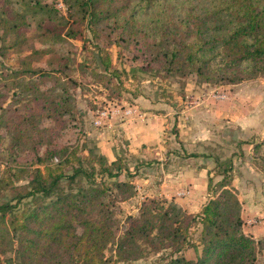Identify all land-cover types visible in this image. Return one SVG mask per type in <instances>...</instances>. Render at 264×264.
Wrapping results in <instances>:
<instances>
[{"label": "trees", "instance_id": "obj_1", "mask_svg": "<svg viewBox=\"0 0 264 264\" xmlns=\"http://www.w3.org/2000/svg\"><path fill=\"white\" fill-rule=\"evenodd\" d=\"M66 4L65 16L40 0L24 2L25 11L36 21L34 38L20 30L33 25L24 14L20 21L0 16V57L8 55V48L25 53L10 71L0 70L8 81L2 88L12 89L14 96L21 87L30 109L29 114L18 112L14 120H3L10 133L0 132V157L10 159L21 149L46 146L37 161L44 168L32 169L24 187L13 181L2 186L6 195L0 201V264L4 257L15 264H257L264 238L244 231L242 203L224 172L214 188L209 178L210 198L200 212L189 213L166 197L147 198L137 214L119 225L116 202L135 196L132 181L120 179L126 167L119 158L95 156L100 180L81 157L69 173L52 164L67 150L53 146V132L75 119L73 89L78 85L60 49L64 42L72 45L70 39L81 35L83 27L96 40L143 43L168 75L235 84L264 76V0H67ZM35 38L42 48L35 47ZM47 57L48 68L35 65ZM101 60L105 72L95 73L97 82L112 90L111 62ZM49 82L54 84L46 86ZM45 119L54 126L41 128ZM195 226L196 241L191 238ZM198 246L197 259L184 256L186 249ZM150 254L157 257L150 260Z\"/></svg>", "mask_w": 264, "mask_h": 264}, {"label": "rangeland", "instance_id": "obj_2", "mask_svg": "<svg viewBox=\"0 0 264 264\" xmlns=\"http://www.w3.org/2000/svg\"><path fill=\"white\" fill-rule=\"evenodd\" d=\"M26 1L30 0H0V16L20 21V14H24L25 20L33 25L20 30L28 37L34 38L36 21L33 20L31 12L25 11L23 4ZM40 1L51 4L61 14L67 15V0ZM82 29L81 35L70 39L72 45L64 42L60 49L68 57L69 74L77 80L78 85L73 89L76 98L75 119L70 120L61 130L53 132V146L67 148L62 156L53 161V168L69 173L73 166L78 165V158L81 157L86 168L89 171L94 170L96 178L100 180V165L95 156L102 154V149L98 145L97 136L99 133L110 131L115 157L126 167L120 179L131 180L135 186L134 197L118 201L114 206L118 224H122L128 215L137 214L145 199L165 197L163 189L158 190L161 183L157 180L158 169L161 167L159 157L151 155L142 158L129 150V141L122 123L138 116L126 120L115 116L102 127H97L94 123L98 110L108 102L119 104L122 108L139 105L138 109L142 113V105L134 99L157 100L159 104L152 102L150 105L154 106L155 111L166 115L162 137L167 145L170 144V147L166 146L167 151L174 152V142L186 144L187 148L176 149L180 152L182 162L207 163L209 172L213 174V188L224 178V172L226 177L231 179V185L243 202L250 192L251 196L256 194V189L261 183L264 184V76L235 84H221L200 82L194 75H168L161 69L160 64L154 61L152 53L143 43L126 44L121 39H114L112 42L96 40L88 28ZM34 43L37 48L43 47L36 38ZM0 46H3L1 40ZM7 53L6 57H0V70H5L4 73L17 66L19 58L25 54L16 53L12 48H8ZM49 58L35 65L48 68ZM101 58L111 62L109 72L112 73V90H107L103 82H97L95 73L105 72ZM6 82L7 79L0 75V132L3 134L10 133V129L2 125L3 120H14L18 112L30 113L29 107L26 106L28 98L21 96V87L15 89L16 94L13 96L12 89L2 88V84ZM52 84L54 82H49L46 86ZM139 120L142 121L141 118ZM53 126V121L45 119L41 128ZM198 142H206L207 145L199 147ZM45 149L46 146L37 147L36 150L26 148L10 159L0 157V201L6 195L2 188L5 182L13 181L16 185L21 184L24 187L32 169L38 166L44 168L43 165L37 164V161ZM2 150L0 145V152ZM199 154L205 155L207 159H197ZM170 157L171 160L178 158L177 154H171ZM145 162H148V165H145ZM152 168L155 178L149 183L150 190H145V184L140 185L141 177L146 170ZM106 180L109 182L115 179ZM149 184L145 186L148 187ZM115 229L120 234L117 226ZM255 230H260L256 234H263L264 238V225H255ZM198 234V227H193L191 238L194 241L198 239ZM200 252L201 247L198 246L186 249L183 254L188 259H197ZM11 257L15 259V255ZM156 257L157 255L150 254L149 259ZM7 259L9 258H3V264H15ZM257 264H264V249L258 256Z\"/></svg>", "mask_w": 264, "mask_h": 264}, {"label": "crops", "instance_id": "obj_3", "mask_svg": "<svg viewBox=\"0 0 264 264\" xmlns=\"http://www.w3.org/2000/svg\"><path fill=\"white\" fill-rule=\"evenodd\" d=\"M134 100L142 105L141 110L143 109V118L142 121H140V118L134 117L133 120H127L122 123L124 128L123 131H125L126 138L129 141V150L133 154L139 155V157L142 158L157 155V157H159V161H161V167L158 169L157 176V180L161 182L158 185V190H160V188L163 189L166 198L181 205L187 212L194 214L200 212L203 205L210 198V194L208 192V181L209 177L213 174L209 172V168L206 166L207 163L202 164L199 162L197 164H186L182 162L179 156L180 152H177L176 149L181 150L182 147L187 148L186 144L174 142V152L170 150L167 151L166 146L170 147V144L167 145L166 141L162 137L163 129L165 127L164 123L166 122V115L162 112L155 111L154 106L150 105L152 102L159 104V101L146 99ZM137 107L139 108V105H137ZM156 107H159V105H156ZM110 135V131L99 133V136H97L99 140H97L99 141L98 145L101 147L102 153L112 161L115 160L116 157L115 149L113 148L114 144L110 141L112 140ZM197 145L202 147L207 144L206 142H198ZM171 154H177L178 158L171 160ZM198 158H203L204 160L207 159V157L202 154H199L197 159ZM145 165H148V162H145ZM154 173L155 171L153 168L146 170L141 177L142 182L140 185L151 184L155 178ZM150 184L148 187L144 185V189L150 190ZM139 188L142 190L141 186ZM181 190H189V193H186V195H179L178 192ZM255 193L256 194H254V196L252 195V199L250 192L246 199H244L245 202H243L240 196L238 197L242 203L241 215L244 219V231L247 234L253 235L254 238H261L263 237V234L261 236L256 234L260 230L256 231L255 226L246 224V220L250 217H264V184L261 183ZM141 198H145V196H141Z\"/></svg>", "mask_w": 264, "mask_h": 264}, {"label": "built area", "instance_id": "obj_4", "mask_svg": "<svg viewBox=\"0 0 264 264\" xmlns=\"http://www.w3.org/2000/svg\"><path fill=\"white\" fill-rule=\"evenodd\" d=\"M221 97H223V95H221ZM115 116H119L124 120L131 118L132 116H138L141 119L143 118V114L139 111L137 106L122 108L119 104L108 102L106 106L98 110L94 119V123L97 127H102L103 125H105V123H107L108 120ZM186 193H189V190H181L178 192L179 195H186ZM246 224L252 226H255L257 224L264 225V217H250L246 220Z\"/></svg>", "mask_w": 264, "mask_h": 264}]
</instances>
